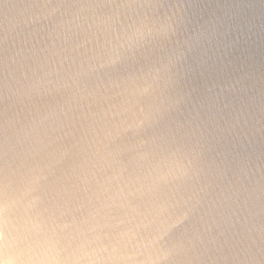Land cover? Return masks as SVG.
<instances>
[{
  "label": "clouds",
  "instance_id": "obj_1",
  "mask_svg": "<svg viewBox=\"0 0 264 264\" xmlns=\"http://www.w3.org/2000/svg\"><path fill=\"white\" fill-rule=\"evenodd\" d=\"M0 264H264V0H0Z\"/></svg>",
  "mask_w": 264,
  "mask_h": 264
}]
</instances>
